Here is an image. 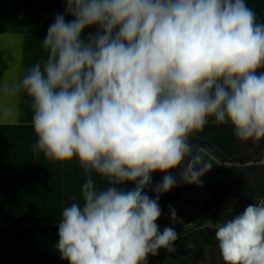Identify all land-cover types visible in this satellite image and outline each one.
I'll return each instance as SVG.
<instances>
[{"label":"clouds","instance_id":"9594fccd","mask_svg":"<svg viewBox=\"0 0 264 264\" xmlns=\"http://www.w3.org/2000/svg\"><path fill=\"white\" fill-rule=\"evenodd\" d=\"M42 45L46 60L14 86L31 99L33 155L75 158L88 177L83 204L58 222L61 259L147 264L174 252L175 229L156 223L161 194L177 186L168 173L201 186L213 165L190 136L213 119L264 139V23L246 0H66ZM93 172L109 186L98 189ZM155 172L165 175L153 199ZM125 182L135 187L118 190ZM215 239L224 264H264V205L218 221Z\"/></svg>","mask_w":264,"mask_h":264},{"label":"crops","instance_id":"0c3cea01","mask_svg":"<svg viewBox=\"0 0 264 264\" xmlns=\"http://www.w3.org/2000/svg\"><path fill=\"white\" fill-rule=\"evenodd\" d=\"M65 3L66 0H0V264H69L57 251L58 222L65 207L83 204L82 185L88 177L75 158L54 162L43 153L33 155L37 137L31 99L23 91H14L31 66L46 60L42 41L56 15L65 13ZM246 3L258 13L257 22L264 23V0ZM71 19L65 15L66 22ZM95 32V27L86 29L82 39ZM192 135L228 157L217 162L226 166L245 164L231 159L240 139L230 124L209 119ZM164 175L153 173L152 184L161 183ZM92 179L98 189L109 186L107 178L95 172ZM177 185L182 189L186 184ZM134 187L131 182L117 185L118 190ZM225 199L229 204L220 208L216 218L207 215L210 212H201L203 224L199 227L213 229L218 221L239 215L249 205L240 198ZM257 204L264 205V197Z\"/></svg>","mask_w":264,"mask_h":264},{"label":"rangeland","instance_id":"374dc122","mask_svg":"<svg viewBox=\"0 0 264 264\" xmlns=\"http://www.w3.org/2000/svg\"><path fill=\"white\" fill-rule=\"evenodd\" d=\"M191 144L195 145L192 142ZM235 159L243 160L245 164L237 165L232 163L225 166L230 168L232 173L243 178L254 192L255 198L264 196V139L260 141H244L240 139ZM172 176L177 183L180 182L179 170ZM205 185V180L202 179L201 186L187 184L183 186V197L187 203L170 205L176 212V217L173 219L170 216V207L167 210L161 209V217L156 221L157 225L174 228L178 236L198 230L206 232L208 228L199 227L201 226L200 224H203L202 213L195 209L198 199L204 195ZM216 203L218 204L212 205L211 212L207 214L211 218H216L220 208L228 205L229 200L220 198ZM213 229H216V227ZM199 249H201L202 253H198ZM147 264H224V262L214 235L208 244H202L198 236L191 238L190 243L186 247L183 261H173L161 256L156 260L147 261Z\"/></svg>","mask_w":264,"mask_h":264},{"label":"trees","instance_id":"16d2710c","mask_svg":"<svg viewBox=\"0 0 264 264\" xmlns=\"http://www.w3.org/2000/svg\"><path fill=\"white\" fill-rule=\"evenodd\" d=\"M257 17H258V13ZM190 143H194L195 151L203 154L206 159H210L213 163L211 170L207 172L202 179L205 180L204 196L199 199L195 205V209L201 212H211L210 206L217 202L220 198H240L247 204H257L261 197L255 198L254 192L250 189L249 185L243 180V178L237 174L232 173L230 168L226 167L222 162H217V159L221 161L227 160L228 157L221 154L213 145L199 138L198 136L191 135ZM239 142L235 144L234 154L231 157L235 158ZM176 171H174L175 173ZM173 173V174H174ZM160 183H154L147 187L146 194L150 198H155V194L152 191L153 187ZM264 197V196H262ZM175 203H187L183 197V191L179 186L174 187L169 192L161 194L159 200V206L162 210H167L170 205ZM162 232L165 226H158ZM216 229H208L206 232L201 230L192 231L189 234L178 236V239L174 242L175 251L169 253L166 249L158 250L156 256L149 254L147 261L157 259L158 257H165L173 261H183L186 254V247L193 237H200L202 244H208L215 235ZM219 250V248H218ZM220 252V250H219ZM198 253H202L201 249Z\"/></svg>","mask_w":264,"mask_h":264}]
</instances>
